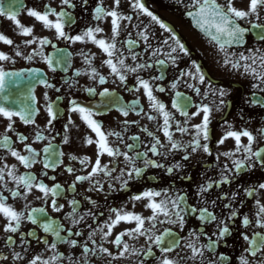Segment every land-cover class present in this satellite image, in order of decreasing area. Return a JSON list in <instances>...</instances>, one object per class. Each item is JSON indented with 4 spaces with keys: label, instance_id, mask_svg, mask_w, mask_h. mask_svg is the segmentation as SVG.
<instances>
[{
    "label": "flooded vegetation",
    "instance_id": "obj_1",
    "mask_svg": "<svg viewBox=\"0 0 264 264\" xmlns=\"http://www.w3.org/2000/svg\"><path fill=\"white\" fill-rule=\"evenodd\" d=\"M22 8L18 10V19L22 25L34 26L33 35L36 37H47L51 40V44L43 47L44 55L46 57H52L53 60L59 58L60 53L57 49H64L67 53H70V64L55 65L56 71L53 72L49 69L48 65L39 56H34L32 61H28L25 58L17 57L15 55V48L19 46L20 51L25 56L31 54L35 49H38L39 44H32L27 46L24 42L31 39L32 37H25L18 34L19 29L17 28L14 21L7 18L9 10L5 11V15H0V33L7 38L13 40V45L9 46L0 43V51L8 54L12 59L10 61H0V68L5 72L8 71H26L39 70L43 74V79H46L48 83H51L54 87L47 88L43 84H37L34 88V96L36 98L35 107L38 109V114L35 116L36 125L40 129H44L48 117L46 115V105L48 102H56L57 97L60 98L58 111L60 118L53 122V126L43 132V135L48 139L41 140L33 143L34 134L36 127L33 125L25 126L19 118H13V127L15 132L24 133L29 137L27 143L31 144L32 147L41 153L40 163L33 166L32 169L26 170L23 166L11 157L10 153L0 148V157L4 159L0 163H7L10 167L15 164L20 174L26 171H31L40 178L43 179L44 183L49 187L54 186L55 183L61 184L65 189V192L61 194V198H58V203L64 205L63 211L54 212L50 206L51 197L48 198L46 204L43 199H39L42 194L36 191L27 196V199L13 200L10 196V192H3V195L8 197L7 202L15 207L17 210H25L24 204L30 205L31 208L44 207L47 213V219H52L56 224L61 225L64 229H71L73 232L80 231L81 236H72L71 239L77 240L78 244L75 249L67 245L58 243L57 251L66 253L71 256L74 260L84 261L85 256L83 254V245L87 242L89 248L95 249V254H88L86 258V264H132V261L136 258H123L117 260H111L106 254L101 253L99 248H107L113 255H116L120 249H118L112 240L114 237L122 231L134 227V224L121 223L115 227L112 231L111 236H104L100 229H104L107 232L105 225L110 222L109 218H114L112 209H121L125 211L135 212L143 215L144 217L150 216L152 213L145 207V201H133L132 197L138 194H142L144 191H159L162 196L157 198H163V193L167 191L169 195L179 193L180 195L186 196V203L193 207H201L200 197L197 196L198 186L211 178L214 181H218L221 178V171L225 164L228 165L229 169H232V160L220 155L224 151H234L235 143L229 138L223 145H219L218 141L228 131V126L231 125V130L241 131L248 130L257 137V143L253 145L254 150L264 148V138L259 135V130L264 129V107L259 104L252 103L253 98H264V91L260 89H254L253 84L258 83L250 75L242 74V71H234L229 67L223 66V55L219 52L218 46L209 42L205 37L193 29L191 24L186 18V13L191 10L192 0H142L145 6L156 15L162 22L167 24L177 35L181 41L185 44L189 51L188 56H182L178 61L176 67L168 66L166 68H160L158 65H154L151 69L142 70L138 73L127 74V80L121 84L119 80L110 75L109 69L103 65V61L107 58L105 54L97 48L95 45L89 43H75L72 44L68 41L57 39L55 37L54 30H46L43 26L36 22L34 18L27 16V9L35 8L36 10L43 11L46 4L50 5L56 11L61 10V0H21ZM75 4V8L66 9L72 13L76 19V23L71 29H68L70 35L80 34V32L89 26H95L97 23L104 28V32L98 36L109 40L111 37V25L110 19L106 18L105 21L97 22L92 19L93 9L97 4V0H88L87 4L83 3V0H72ZM219 3H224L225 0H218ZM7 2L4 0L0 1V7H3ZM106 7L111 8L113 6V0H104ZM234 6L240 10L248 9V0H235ZM119 11L126 16H132L131 23L128 21H121V32L117 40V47L121 48L125 55H128L126 47L121 43L128 38V33H131L132 39H137L136 33L143 30L145 27L148 28L149 33L152 35L150 43L152 49L160 47L167 51L165 45L162 44L164 39H169V34L164 32L159 25L155 24L151 19L143 14H139L131 7L129 0H121ZM252 23H264V9H261L260 20L257 21L255 18H251ZM241 26L245 27L249 31L247 43L243 48L228 49L232 53H245L248 54L250 51L260 49L264 51V41L259 39L258 29H252L248 21H240ZM125 25L127 27L125 28ZM52 45H55L53 47ZM81 50L94 54L93 67H96L101 75L107 78V83L101 85L97 80H91L88 76L81 75L77 77L75 73L80 70L83 72L87 66L83 63V57L80 55ZM135 52L139 53L142 59L137 60V63L147 61L153 63L155 58L151 56V49L144 51L143 41H139V47L134 49ZM160 58H164L161 56ZM12 61H15L14 63ZM128 64H132V61L128 59ZM195 63L200 66L202 72L205 75L206 83H210L213 88H224L227 89L228 95L224 98L226 105L221 108L220 111H213L211 116V123L209 126V140L207 141L209 151L211 155L203 152L202 148L198 149L195 153L190 150L185 152L168 151V147L160 149L162 153L167 154V158L161 155H152L148 152V158L158 161L164 165L163 168H152L148 167L144 172L142 178L131 180L126 188H122V182L115 179L120 174V169L125 167L123 157L118 160L112 161L107 155L101 157V163L109 164L110 161L116 164V171L112 173V178L104 177L101 173L95 179L100 180L103 184L102 191H88L91 186L89 182L78 183L76 185V192L72 193L67 191L69 186L75 182L76 175H87L91 171V164L96 160L97 148L95 143L88 146L84 143V138L89 137L93 140L96 139L95 134L81 121L78 113H72L70 109V101L76 100L78 104L85 107H93L94 105L101 104L100 109H94L102 114L94 117L100 121L103 125V130H115L121 131L124 127V121H138L137 124H132L127 127L126 131H123L125 143L136 144L140 151H147L153 143L152 139L147 136L146 133L141 131L144 126L148 127L149 131H152L160 137L162 142L167 144L166 139L163 137L161 131H157L159 125L163 123L162 116L151 110L147 97L144 95L143 89L140 91H134L133 89L138 87L136 84V76H140L143 79L149 80L150 84L155 87L163 86L165 88L164 93L154 91V95L162 103L165 104L166 110L173 113L174 119L177 122L183 123L184 117L178 112L171 108V102L175 98V92L179 91L184 93L186 96L192 97V103H209V101L202 100V97L196 96L190 89L186 88L183 81L179 84L177 89L172 90L170 85L177 79L179 74L183 70H190L192 64ZM161 71L164 72L163 80H153L154 76H159ZM68 82V83H66ZM72 85L71 87L69 85ZM86 87H94L96 89V95L90 96L84 89ZM59 91H56V89ZM107 89L114 95L112 97H101L100 92ZM201 90L206 91L205 86H201ZM47 93L49 100L45 101L44 95ZM211 99V97H210ZM218 99V98H217ZM27 100V98H24ZM119 101V103H116ZM137 101V111H130L128 116H123L119 111L118 107L122 104L124 106H132L133 102ZM103 105H108L104 107ZM142 109L143 111H140ZM190 114L195 112V108H190ZM139 113V114H138ZM156 116L157 119L154 121H148L147 115ZM69 117L74 122L73 125L69 126V130L66 133L64 126L68 123ZM202 119L201 116H196L190 119L189 127L190 132L188 134L181 135L175 131V126L171 131L174 133V139L179 140L182 144L186 145L195 135V130L192 128L193 125L199 124ZM9 121L3 117H0V139L5 134L13 141V147L17 150L23 149V145L16 141L15 132L6 133L5 129ZM69 136L70 142L65 145L63 143V137ZM139 136V141L130 140L129 137ZM51 142L52 150L55 153L63 152V157H60L61 163L57 165L55 170L43 169L44 155L42 149L47 147ZM110 143L113 146H118L121 151H127L125 143H120L115 137H109ZM202 143H204L202 141ZM242 144H247V139L242 137ZM130 155H134L133 152H129ZM189 155L188 160H184L183 156ZM72 155L77 156V161H72L70 157ZM88 156L91 158V163L82 166L79 163V159ZM219 156L217 161L216 157ZM243 152L237 153L232 159H242ZM179 163L182 167L178 170L174 169L173 173L169 175L166 172L168 167L173 164ZM111 166V165H110ZM137 166L144 167L143 161L138 160ZM66 167H72L74 174H68L64 169ZM43 171H47L48 177L55 176V181L48 179L41 175ZM234 171V170H233ZM225 175H232L231 172L225 173ZM127 179V177H124ZM95 182V181H93ZM264 183V168L259 164L253 167L251 170L243 171L238 177L232 179L230 184H224L220 187H215L209 194H205L206 199L210 202L216 201L215 208L211 207L209 203L207 206L210 211H213L218 218H227L230 209L225 208L226 203H232V208L238 210V215L235 221H230L232 231L231 235L226 236L215 249L212 254V258L217 259L219 255L228 257L226 264H239V258L244 254V250L248 247L247 243L243 240L242 234L248 235L250 238L256 233L264 234V228L256 227L253 224L251 227L245 229L241 225L243 215H248L250 219H254L255 213V200L252 197L245 195V189L251 188ZM109 184L112 185L109 188ZM8 188L15 190V185L9 183ZM236 193V199L232 201L231 195ZM75 197L80 202L78 208L79 214L91 211L93 215L85 217L84 221H81L75 227L72 226L69 220L66 219L67 213L71 210L68 201ZM227 196L228 199H221V197ZM85 197L95 201L96 204L93 206L88 203ZM255 198H259L264 202V190H258L255 194ZM42 217L41 219H46ZM78 218V217H77ZM162 219V217H161ZM5 220L0 218V257H7V260L0 259V264H28L29 259L35 255H42L44 259H48L54 253L46 248L44 244L38 243L34 238L26 237V243L21 247V235L26 234L28 231L35 230L41 238H46L50 242L54 239L51 234L43 233L42 229L35 225H32L26 219L22 222L21 229L16 234L4 232ZM147 226V224H146ZM201 228L204 229L205 236H202L199 243L206 244L208 242L207 236L211 235L215 231V225H208L205 227L201 221H199L194 215H188L186 224L183 231L178 226H172L168 224H157V232L162 233L164 229H170L173 232L179 234L183 239V242H187V236L190 232L199 233ZM95 231L96 235L93 237V241L88 240L89 233ZM67 237V231L61 233ZM8 235H12L16 241L13 246H5V241ZM215 238V237H213ZM124 242L135 246L136 248H144L147 246L146 241L143 237L138 239H130L129 237H123ZM27 249V252H25ZM20 253L24 257L23 260L17 259L15 253ZM190 254L185 250L182 255ZM157 255L159 253L157 252ZM175 256V253L170 254ZM260 256L264 257V253H260ZM205 257H208V253H205ZM142 258V257H141ZM249 259H252L249 257ZM64 264H68L64 261ZM148 264H155L154 261L149 259ZM186 264H193L192 261H186Z\"/></svg>",
    "mask_w": 264,
    "mask_h": 264
},
{
    "label": "snow or ice",
    "instance_id": "obj_2",
    "mask_svg": "<svg viewBox=\"0 0 264 264\" xmlns=\"http://www.w3.org/2000/svg\"><path fill=\"white\" fill-rule=\"evenodd\" d=\"M121 0H113V6L108 8L104 4V0H97V4L93 9L92 19L97 22L105 21L106 18L110 19L111 25V37L109 40L98 38L100 34L104 32V28L97 23L94 27L89 26L83 29L80 34L70 35L68 29H71L76 23L75 17L72 13L66 9L75 8V4L72 0H61V10L56 11L50 5L46 4L43 11L36 10L35 8L27 9V16L34 18V20L40 23L46 30H54L55 37L64 41H68L72 44L75 43H91L99 48L107 57L103 61L109 71L110 75L116 77L121 84L125 83L127 80V74L138 73L142 70H148L154 67V65L160 66V68H166L168 66L176 67L178 61L182 56H188L189 51L181 39L175 35L172 29L162 22L156 15H154L145 6L142 0H129L133 10L139 14L147 16L155 24L166 33L169 34L171 43L169 39H164L162 44L165 45L167 51L160 47L152 49L150 39L152 35L149 33L148 28L145 27L143 30L136 33L137 39L131 38V33H128V38L121 43L126 47L128 55H125L121 48L117 47V40L121 32V21H128L131 23L133 17L123 15L120 11ZM84 4L88 3V0H83ZM235 0H225V2L219 3L218 0H192L191 10L188 11V16L191 18L194 27H196L200 32H202L205 37L210 41L214 42L218 46L219 52L223 55V66L229 67L234 71H242L244 75H250L258 83L253 84L254 89H260L264 91V51L256 49L250 51L248 54L245 53H232L228 49L233 45H243L245 36L248 29L241 26L240 21H248L252 29H258L259 39L264 41V23H252L251 18H255L257 21L260 20L261 9H264V0H248V9L240 10L235 6ZM5 10L0 7V15H5ZM19 15L16 11H10L7 13V18L14 21L17 28L20 30L18 34L25 37H32L26 40L24 43L27 46L32 44H39V48L35 49L31 54L25 56L24 53L20 51L19 46L15 48V55L17 57H22L28 61H32L34 56H39L48 65L49 69L53 72L56 71L55 65L70 64V53H67L64 49H57L60 53L59 58L53 60L52 57H46L44 55L43 47L45 45L51 44V40L47 37H36L33 35L34 26L22 25L17 18ZM127 25H125V28ZM139 41L144 43V51H149L151 49V56L155 58L154 64L144 61L142 63H137L138 58L142 59L139 53L135 52L134 49L139 47ZM0 43L12 46L13 40L7 38L2 33H0ZM55 47V45H52ZM80 55L83 57V63L87 68L81 72L78 70L75 75L77 77L81 75L88 76L91 80H97L98 83L103 85L107 83V78L101 75L96 67H93V59L95 55H89V53L81 50ZM163 56L164 58H160ZM12 58L0 51V61H10ZM130 59L132 64L126 63ZM13 63L15 61H12ZM23 73L19 72H5L0 68V92L5 88V79L8 76H22ZM31 76L40 78L41 73L39 70H32ZM153 80H163L164 72L161 71L159 76H154ZM183 81L186 88L190 89L196 96L202 97V100L209 101V103H192V97L184 95V93L176 91L175 98L171 102V108L178 112L185 119L183 123L177 122L174 119L173 113L166 110V106L153 94L155 92L164 93L165 88L163 86L155 87L150 84L149 80L143 79L140 76H136V84L138 87L134 88V91H140L143 89L144 95L147 97L149 106L152 111L162 116L163 123L158 126L157 131H161L163 137L166 139L167 144L155 135L154 132L149 131L147 126L141 128V131L146 133L153 141L150 148L147 151H140L136 144L125 143L123 131L127 130V127L132 124H137L138 121H124V127L121 131L115 130H103V125L100 121L95 119L97 115L102 113L94 110L100 109L101 104L94 105L93 107L81 106L76 100L70 101V109L72 113H78L81 121L95 134L96 139L85 137L84 143L91 146L95 143L97 148L96 160L91 164V171L87 175H76L75 182H73L67 191L75 193L76 185L78 183H83L85 181L90 183L88 191H102L103 184L100 180L95 179L101 173L104 177L112 178V173L116 171V164L110 161L109 164L101 163V157L107 155L112 161L118 160V158L123 157L125 164L124 168L120 169V174L115 177L117 181L122 182V188H126L128 183L133 179L142 178L144 172L148 167L152 168H163L164 165L160 164L158 161L148 158V152L152 155H161L167 158L166 153H162L160 149L168 147V151H177L187 153L189 150L195 153L198 149L203 150L204 153L211 155L207 141L209 140V126L211 123L212 112L220 111L223 106L226 105L225 97L228 95L227 89L224 88H213L210 83H206V78L202 72L199 65L193 63L190 70H183L179 74V79L175 80L171 85V89L175 90L179 84ZM39 82L47 88H53L51 83H48L46 79H39ZM68 83V82H66ZM72 86L71 84L69 85ZM201 86L206 87V91L201 90ZM90 96L96 95V89L94 87H86L84 89ZM56 91H59L57 88ZM101 97H112L114 94L110 93L107 89L100 92ZM211 97V99H210ZM218 98V99H217ZM45 101L49 100L47 93L44 95ZM7 100V98H5ZM33 103L36 102L35 96L31 97ZM60 98L57 97L56 102H48L46 105V115L48 117L47 123L44 129H40L36 125L35 116L38 114V109H36L32 103L25 104L19 108V110H12L8 107H0V117H3L9 121L6 126L5 132L12 133L15 132L13 127V118H19V120L25 125H33L36 127L34 134L33 143L39 142L44 139H48L43 135V132L48 131L52 126L53 122L60 118V113L58 111ZM119 103V101H116ZM137 101H134L132 106L120 105L118 111L125 117L128 116L129 112L137 111ZM252 103L259 104L264 107V98H253ZM107 107L108 105H103ZM190 108H195L196 111L190 114ZM140 111H143L140 109ZM139 114V113H138ZM202 119L199 124L193 125L192 128L195 130V135L192 140L184 145L179 140L174 139V133L171 131L173 125L175 126V131L181 135L188 134L190 132L189 124L191 118L196 116H201ZM157 117L148 114L147 120L154 121ZM74 122L69 117L68 123L64 126V131L67 133L69 126L73 125ZM232 126H228V131L222 136L218 141L219 145H223L226 140L231 138L235 143L234 151H224L220 155L232 160V169H229L228 165L223 166L221 171V178L218 181H214L209 178L207 181L198 186L197 196H199L201 207H193L186 203V196L175 193L174 195H169L167 191L163 193V198L157 201V198L162 196L159 191H144L142 194H138L132 197L133 201H145L146 209L151 211V215L144 217L143 215L137 214L131 211H125L121 209H112L114 213V218L110 217V222L105 225L107 232L104 229L100 231L104 236H111L112 231L115 227L119 226L122 222L127 224H134V227L126 229L121 233L117 234L112 243L120 249V251L113 255L107 248H99L101 253L106 254L111 260L123 259V258H136L132 261V264H148L149 259L155 262V264H186V261H192L193 264H226L228 257L219 255L218 260L212 258V254L218 247L220 242L228 235H231V225L230 221H235L238 210L232 208V203H226L225 208L230 209L227 218H218L213 211L209 210L207 206L209 203L212 208H215L216 201H208L205 194H209L214 186L220 187L224 184H230L232 179L238 177L243 171L251 170L257 164L264 168V148L259 150H254L253 145L257 143V137L253 135L251 131L241 130L235 131L231 130ZM16 141L23 145V149L17 150L13 147V141L9 135L5 134L2 139H0V148L6 150L10 153L19 165L23 166L24 169L30 170L34 165L40 163L41 153L37 152L31 144L27 143L29 137L24 133L15 132ZM259 135L264 138V129L259 130ZM109 137H115L120 143H125V148L127 151H121L118 146H113L109 141ZM242 137L247 139V144H242ZM130 140L139 141V136L129 137ZM202 141L204 143H202ZM70 139L68 135L63 137V143L65 145L69 144ZM243 152L242 159H232L237 153ZM44 159H43V169L55 170L58 164L61 163L60 157H63L64 153H55L52 150L51 142L47 147L42 149ZM129 152H133L134 155H130ZM219 156L216 157L217 161ZM4 158L0 157V161ZM72 161H77V156L72 155L70 157ZM184 160L189 159V155L185 154L183 156ZM142 160L144 167L137 166V161ZM79 163L82 166H86L91 163V158L84 156L79 159ZM111 165V166H110ZM182 167L181 164L175 163L171 167L166 169V172L171 175L174 169L178 170ZM68 174H74V169L72 167H66L64 169ZM234 170V171H233ZM231 172L232 175H225V173ZM42 176L47 177L50 180L55 181L56 177H48L47 171L41 173ZM127 177L125 179L124 177ZM95 181V182H93ZM11 183L15 185V190L9 189L8 184ZM112 185L109 184V188ZM0 189L4 192H10V196L13 200L17 199H27L35 189L42 194L39 199H43L44 202L48 203V198L51 197L50 206L52 211L61 212L63 211L64 205L58 203V198H61V194L65 192V189L59 183H55L54 186L49 187L37 175L31 171H26L20 174L17 170V166L13 164L11 167L7 163H0ZM258 190H264V183L257 186H252L251 188L245 189V195L247 197H252L255 200V213L254 219H250L248 215H243L241 220V225L243 228L247 229L255 224L256 227L264 228V202L259 198H255V194ZM88 203L95 206L96 202L88 197H85ZM221 199H228L227 196L221 197ZM232 201L236 199V193L231 195ZM8 197L0 192V218L5 220L4 232L16 234L20 231L22 222L25 219L32 225L37 226L42 229L43 233L51 234L54 238L51 242L46 238H41L35 230L28 231L26 234L21 235V247L27 241L26 237L34 238L38 243L44 244L46 248L52 251L54 254L48 259H44L42 255H35L29 259L28 264H64L67 261L68 264H86V258L88 254H95L94 248H89L87 242L83 245V254L85 256L84 261L74 260L71 256L66 253L57 251L58 243L62 245L70 246L75 249L77 247V240L71 239L72 236H81L80 231L73 232L71 229H64L61 225L56 224L52 219H47L46 209L44 207L31 208L30 205L24 204L23 208L25 210H17L11 204L7 202ZM70 211L67 213L66 219L70 221L73 227L78 225L81 221H84L85 217L93 215L91 211L85 212L82 215L79 214L78 208L80 202L73 198L68 201ZM194 215L201 223L207 227L208 225H215V231L207 236L208 242L206 244H200L199 241L202 236H205L204 229L201 228L199 233L190 232L187 236V242H183V239L178 233L171 231L170 229H164L162 233L157 232V224H168L172 226H178L181 231H183L186 224L188 215ZM42 217L46 219H41ZM78 217V218H77ZM162 217V219H161ZM147 224V226H146ZM67 231V237L63 236L61 233ZM96 232L93 231L89 233L88 240L95 241L93 237ZM129 237L130 239H138L143 237L146 241L147 246L144 248H136L126 242H124L123 237ZM215 237V238H213ZM243 240L247 243L248 247L244 250L239 258V264H264V257L260 256V253H264V234L256 233L253 237H249L246 234H242ZM16 241L13 239L12 235H8L5 241V246H13ZM188 251L190 254L182 255V253ZM27 252V249H25ZM157 252L159 255H157ZM208 253V257H205V253ZM175 253V256L170 254ZM17 259L23 260L24 257L20 253H15ZM142 257V258H141ZM251 257L252 259H249ZM2 260H7V257H0Z\"/></svg>",
    "mask_w": 264,
    "mask_h": 264
}]
</instances>
